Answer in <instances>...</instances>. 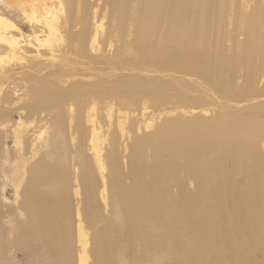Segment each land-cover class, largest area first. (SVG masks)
Listing matches in <instances>:
<instances>
[{"label": "bare ground", "instance_id": "6f19581e", "mask_svg": "<svg viewBox=\"0 0 264 264\" xmlns=\"http://www.w3.org/2000/svg\"><path fill=\"white\" fill-rule=\"evenodd\" d=\"M239 1L0 0V93L54 112L2 164L0 251L264 264V0Z\"/></svg>", "mask_w": 264, "mask_h": 264}, {"label": "rangeland", "instance_id": "374dc122", "mask_svg": "<svg viewBox=\"0 0 264 264\" xmlns=\"http://www.w3.org/2000/svg\"><path fill=\"white\" fill-rule=\"evenodd\" d=\"M233 1L235 2V6L238 3H240V1L238 2V0H233ZM254 2L255 1H253V0H243V2L240 5L243 7L242 8L243 11H245V10H248L251 7H253ZM233 6H232V4H230V7H229L230 10L228 11V17L229 18H232L234 16V12H235L236 9H234L235 7H233ZM25 32H27V34H28V33H30V30L26 29ZM6 67L10 71L12 70L11 72H13L16 69L12 65H7ZM17 67H19V66H17ZM18 79L19 78H16V77H13L12 79H9L7 84L5 83L6 85L4 86V88L6 90L3 88L2 89L3 90L2 93H0L1 94L0 96L2 97V99L0 97V105L2 104V106H0V175L2 176V178H3V172L1 170L2 169L1 167H5V165L2 166V164H5V161L7 160V158H10L9 160H11V157H13L14 159L12 158V162L14 160H16L17 163L19 165H21L25 161V159L28 158L31 155V151H32V149L34 147L33 145H35V147H36L37 144H40V140L37 137L42 131L43 132L44 131L47 132V128H50V122L48 124V121L54 115L53 114L54 112H51V114H49L48 113L49 111L47 112V109H46L45 111H43V112H45L43 114V117L46 115L47 118L45 119V121H42V123L40 122V120L37 117H35V118L32 117L31 119H26V118L22 117V119H19L18 113L19 114L23 113V115H24V113L26 114L27 112H30L31 107H33L34 101L32 99V95L29 94L28 92L26 93L25 89L22 88L24 85H28L29 86V84H31V80H28V78H24L25 80H23L22 78H20L19 80ZM9 87L12 88V89L15 88V87L21 88L22 89V91H21L22 100H18L17 96H15L14 94L12 95L10 90H9L10 89ZM7 93H8V97L9 98L7 97ZM5 100L7 102H9V103L8 104H7V102L5 103L4 102ZM13 100L15 101V103H16V101L18 103L13 105L12 104V102L14 103ZM19 101H20V103H19ZM28 101H30V102H28ZM131 108L134 109L136 112H141L140 106H132ZM13 109L14 110L16 109V110L14 111ZM9 110H12V112L9 111ZM65 110H66V112H71V111H69V105H67L65 107ZM75 112H76V109H75ZM8 114H9V116H8ZM16 131L17 132H19V131L21 132V134H20V138H21V141H22L21 145H19L16 142V136H15ZM45 132L43 134L47 135ZM44 135H43V137H44ZM136 136H138V135H136ZM86 144H87V142H86ZM38 149H39V147H38ZM20 151L23 152L22 156L18 155V154L21 153ZM7 154H8L9 157H7ZM125 154L126 153L124 152V155ZM38 158H39V156H38ZM7 162L10 163L11 161L7 160ZM9 163L7 165V168H11V165ZM13 193H14L13 190H11V191H9V194L7 195V198L10 200L11 204L14 203V195H13ZM102 224H104V223H102ZM102 224H100V225H102ZM4 250L5 249L0 251V253H1L0 254V264H37V259L35 257L30 256L27 252H24L22 250L15 249V248H12L10 250L6 248L7 251L6 250L4 251ZM1 256H3V257H1ZM125 264H127V263H125Z\"/></svg>", "mask_w": 264, "mask_h": 264}]
</instances>
